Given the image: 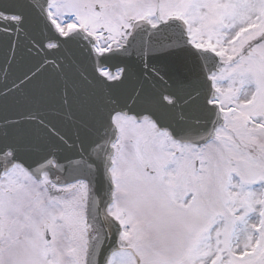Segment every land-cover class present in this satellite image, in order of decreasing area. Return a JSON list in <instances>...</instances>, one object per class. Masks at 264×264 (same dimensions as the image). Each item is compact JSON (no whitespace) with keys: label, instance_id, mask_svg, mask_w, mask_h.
<instances>
[{"label":"water","instance_id":"water-1","mask_svg":"<svg viewBox=\"0 0 264 264\" xmlns=\"http://www.w3.org/2000/svg\"><path fill=\"white\" fill-rule=\"evenodd\" d=\"M92 43L82 32L58 36L46 0H0V155L34 175L45 168L65 181L85 179L93 219L112 225L105 214L112 114L147 115L174 139L201 144L220 123L208 79L218 62L188 44L176 20L135 33L117 52L97 55ZM101 67L121 69V79L107 80ZM115 241L116 232L103 236L93 264H105Z\"/></svg>","mask_w":264,"mask_h":264},{"label":"rangeland","instance_id":"rangeland-1","mask_svg":"<svg viewBox=\"0 0 264 264\" xmlns=\"http://www.w3.org/2000/svg\"><path fill=\"white\" fill-rule=\"evenodd\" d=\"M105 1L107 3L110 0ZM92 2L93 4L100 5L104 0H60L57 7L60 4L61 10L55 11L53 15L60 30L65 31V28L69 27V25L64 26L63 23H69L73 20L76 22L75 24L82 23V21H78V16L71 10L81 14L84 21L90 23L94 14L86 9L87 7L85 5L91 4ZM124 2H127V0H124ZM53 6H55V2ZM133 10L137 13L143 12L144 8L141 7L140 0H136ZM95 12L97 11L95 10ZM128 12L129 8L123 6L119 10H115L112 15L120 17L128 14ZM168 13V15L174 13V15L180 16L186 21L189 37L194 45L211 49L221 56L224 66L219 70V73L214 76L215 86L217 88L216 101L221 104L223 109L230 110L228 118L230 119L233 117L231 120L232 124L241 127L246 135L249 131H253V128L250 127L252 121L256 118L261 119V112L264 111V41H261L260 44L257 43V41L262 40L257 38L264 35V26H262L264 22V0H168ZM249 27L261 28L251 31V34H253L255 38L251 40L252 42H248L249 37L244 39V43L240 42L241 39L247 35L246 30L249 29ZM93 30L96 31L97 29L94 28ZM246 46H249V48H245ZM254 92L259 93V96L256 95L254 98ZM252 99L254 102L250 103L253 101ZM262 116L264 117V115ZM258 137L247 135L241 138L248 147L257 145L264 151V138ZM210 147L212 148L214 145L210 144ZM260 149H252L249 151L248 155L251 156L250 160L248 155L247 158H245L246 156L243 154L241 155L233 150L230 151L228 148H222L221 150L225 152V154L232 156V158H200L204 163V167L198 162V159H190L188 163L186 158L187 161L182 165V167L185 168L182 174L188 173L190 175V166L193 165L192 171H195V162L200 164L202 177H199L196 184L199 189H205L204 191L206 192L203 198L205 200L210 198L211 201L206 204L207 209H203V212H201L204 217L202 218V222H196L193 217L190 218L187 214L182 216L178 221H170L171 225H168V236L171 239H169L170 249L168 247V254L163 255L164 252H162L159 257L156 256L149 262L148 258H145V264H223V261L231 260L232 262L233 260L242 258L249 249V245H244V238L247 237L250 244H252L254 240L253 233L256 232L255 225L259 219V214H261L259 213V209L260 206L263 205L261 199L264 200V189L262 190V188H259L256 191L257 193H254L255 191L247 192L240 190L243 189L244 183H246L245 178H248L246 180L264 182V172L261 174L262 166L259 162L261 160L260 155L262 156L263 152ZM207 150H210V148ZM180 153L182 154L181 151ZM216 156H219V153H216ZM176 159L177 158H173L171 163L174 164ZM234 165H236L235 168ZM21 172V170L16 168L9 171V173L3 177L2 185L10 183L14 186L17 179H19L14 177V175L20 174L23 176ZM116 172L119 180V166L116 168ZM217 174L220 175L219 180L214 177ZM224 177H226L224 180L225 183L221 184L224 196L228 199L231 196L232 199L240 200V203H233L230 207L232 216L237 220V223L229 229L231 236L229 235L230 238L227 241V245L225 241L222 242V240H220L219 248L216 249L220 235H223L222 232L226 231L229 214L227 213V205H222L224 212L219 217L215 216V212L209 211L210 209L219 208L221 206L218 197L220 189L212 188L210 190V195L207 193V189L210 188L211 184L218 185V182L221 183ZM236 178L241 180L240 184L239 182L234 184V181L237 180ZM181 180H183V177ZM29 181V179H25L26 185L25 182H21L20 185L30 187ZM189 183V189L196 188V184ZM37 184L31 183L34 188H37ZM234 188L238 191V196L234 195L236 194L235 192L232 193ZM129 190V188L126 189L125 187L120 189V204L122 207H124V196ZM157 190L164 192L162 186H157ZM174 191H176V189ZM137 192V194H147L148 189L138 187ZM71 198L73 199V197ZM7 200L9 206L14 209L12 213L6 216L7 218L17 214V208L26 207V202L27 205L31 204L29 201V194L26 202L25 196L21 194L18 198H8ZM139 204L140 202L136 200L133 201L132 206ZM180 204H183V200L180 201ZM152 210L155 211L148 213L151 221H153V214H159V209H157V211L156 208H152ZM117 211L116 209H112L115 217ZM80 220L83 221V217H81ZM124 224V226H126V231L123 235V239L128 244L127 247H129L127 253L134 259L133 261L135 264V262H137L135 252L136 246L139 244V247H141L143 234H148V231L144 230L143 232L142 229H139L137 232L130 222H125ZM223 225L225 226L223 231H221ZM263 232L264 230L261 234H263ZM136 234H138L137 237L135 236ZM155 234L158 233L155 232ZM73 235H75L74 232H72V236ZM249 235H251V237H249ZM229 236L225 237V240H227ZM151 242L157 243L153 240H151ZM162 243L163 242L159 243L160 252L162 251ZM155 252L158 251L155 250ZM211 252L215 254L216 260L211 258L213 255H211ZM118 256L120 257L116 258V256L112 260V264H120L119 261L122 258V254ZM83 258L84 254L80 253L78 259H75L74 263L83 264ZM18 264H25V261L20 259L18 260ZM261 264H264V260Z\"/></svg>","mask_w":264,"mask_h":264},{"label":"flooded vegetation","instance_id":"flooded-vegetation-1","mask_svg":"<svg viewBox=\"0 0 264 264\" xmlns=\"http://www.w3.org/2000/svg\"><path fill=\"white\" fill-rule=\"evenodd\" d=\"M119 29H120V31L115 32L116 37L109 35L108 32H102L101 31V34L96 35L97 43H107V42H109L108 39H110V37H111L112 41L110 43H108V46H107L108 49L119 47L122 44V40L125 36L124 27L120 26ZM119 125H120V123H119Z\"/></svg>","mask_w":264,"mask_h":264}]
</instances>
